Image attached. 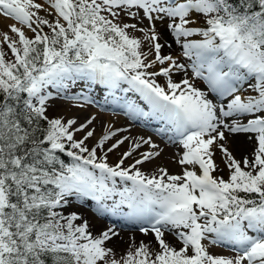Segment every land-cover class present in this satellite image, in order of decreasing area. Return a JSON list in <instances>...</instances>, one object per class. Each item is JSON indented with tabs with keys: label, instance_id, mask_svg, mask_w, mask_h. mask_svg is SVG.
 <instances>
[{
	"label": "snow or ice",
	"instance_id": "snow-or-ice-1",
	"mask_svg": "<svg viewBox=\"0 0 264 264\" xmlns=\"http://www.w3.org/2000/svg\"><path fill=\"white\" fill-rule=\"evenodd\" d=\"M0 13L33 33L16 24L14 36L0 32L11 53L0 47V264H264V0H0ZM157 21L188 63L162 54ZM77 81L124 93L125 115L157 122L154 135L180 149L181 172L142 170L164 152L152 135L116 139L127 129L108 125L89 147L94 116L78 127L50 117L49 89L78 101L67 92ZM234 134L252 144L240 160L226 146ZM217 150L227 179L214 175ZM73 197L113 214L126 205L122 214L148 225L140 231L156 247L140 242L117 256L107 246L117 233L94 235L69 211ZM206 241L227 242L235 254L210 253Z\"/></svg>",
	"mask_w": 264,
	"mask_h": 264
},
{
	"label": "rangeland",
	"instance_id": "rangeland-1",
	"mask_svg": "<svg viewBox=\"0 0 264 264\" xmlns=\"http://www.w3.org/2000/svg\"><path fill=\"white\" fill-rule=\"evenodd\" d=\"M40 1L41 0H39V1L36 0V2H38V3ZM40 14L45 15V13L42 10H41ZM0 16L4 17L8 21L12 20V18L5 17L2 13H0ZM51 18L52 17H49V19H51ZM124 19H125V22L139 23L138 21H136L130 17H125ZM12 22H13V20H12ZM15 23H16L17 27L23 28L26 35H28V36L33 35V33L29 29H27V27L20 25L17 21H15ZM147 24H148V21L144 20L141 24H139V26H144ZM155 30L158 33H160V36H161L160 42L162 44H164V47L162 48V54L163 55H169L170 54V55L178 58L181 63H188L189 62V61H187V58L182 57L180 46L174 42V39L170 36V34L167 37L165 36V34H164L165 24L164 23L157 21V23L155 25ZM44 31H46V29H44ZM0 32H5V31H0ZM130 32H131V30H130ZM11 34H9V35L10 36L15 35L13 33H11ZM131 34H133V35H135L138 38L143 40V34L142 33L132 32ZM0 39H2V37H0ZM1 47L4 48L5 52L8 51L6 45H1ZM149 47H150V45L148 44L147 41H144L142 43V51H148ZM149 58H151V57H149ZM156 67L158 68L159 65H157ZM187 74L189 77H191V70L190 69L188 70ZM183 77H184V73H174L172 78L176 81H179ZM157 79H158V82L161 83L162 85L165 83V80L163 77H159ZM196 83H197V86H199L202 90L207 91V85L204 84L203 81H197ZM92 85H95V84H93L91 82L85 83L84 81H77L76 84L72 85L67 90V92L69 94H74V93L81 94V93H83L85 96H87L89 98V100L93 99V101L90 100L91 101L90 103H85L84 99L81 100V98L78 101L65 99V98H63L64 94L60 93L58 95L57 90H56V93H53V96L50 100V104H49V107L47 110V114L50 117L60 116V117L75 119L77 121V124H76L77 127L79 126L80 123H84L87 119H89L91 117L89 116L88 113L83 112L85 109L83 110L82 107L75 105L73 102L81 103L82 105L88 106V108H86V110L98 108L99 110L96 111L98 114H101V113L102 114H109L111 117V121L108 122L107 124H104V121H103V123L100 122L95 117L94 122L89 126L88 130L94 131V136L92 138H89L86 141V144L89 147L94 145L96 140L103 134L104 127H106L108 125H111L113 129H127V131H122V132L117 133L116 139H118L122 136H130V137L141 136V135L145 136V137H147L149 135L154 136L153 135L154 131L148 129L146 127V126H148L147 124H144L145 126H143L141 123L131 121L128 118V116L125 115V111L121 110L122 108H120L118 106H112V101H111L110 105H108V106L105 105L107 108L104 105L99 104V101L97 99H99L100 101L105 100V97L101 93L96 97L97 99L94 100V98L89 95L90 91L87 88L88 86H92ZM96 87H100L101 89L105 90L104 89L105 87L103 85L96 84ZM85 96L82 95L81 97H85ZM209 96H210V98H214V94L209 93ZM93 103H95V104L97 103V105H99L100 107H98L97 105H96L97 107L93 106ZM65 106L69 108L70 116L67 114L64 115V113L62 112V109L65 108ZM118 117H121V119H118ZM153 126H155V125H153ZM142 129L144 131H147V132L145 134H140V131ZM101 131H103V132L101 133ZM129 131H131V132H129ZM74 135H75L76 139H80L83 137L84 132L75 133ZM226 135H228V133H226ZM156 138H157V136L153 137V139L159 144V142L157 141ZM111 142H114V140H112ZM111 142L108 143V146H110ZM165 143H166V140H165ZM159 145L161 147V144H159ZM127 146H128L127 142H125V144L118 151L110 153L108 155L109 162L110 163L116 162V160L118 159L120 154L124 150L127 149ZM168 146L174 147L170 144H168ZM226 146L228 147L229 151L233 154V156L238 160L242 159L245 155H249L252 151L251 142L243 134L230 135L229 140L226 143ZM174 148H176V150H178L177 152L180 151V149H177V147H174ZM146 149H147V146L145 145V146L141 147L140 151H144ZM177 152L168 153V152L164 151L162 156L158 160H156L152 163H147V164L141 166V168L145 172H151L157 167H165V168H167V170L170 173L178 174L181 172V168L173 160V156ZM214 159H215L216 164L222 170V172L214 173V175H223V177L225 179H227L228 178V169L225 167L222 154L218 150L214 152ZM128 163H131V160L126 161V165ZM71 199H72V203H71V206L69 208V211H76V212H78V214L83 216L84 219L89 221L91 231L93 232L94 235L99 234L100 232L105 231L109 228H112L117 233L116 236H114L110 241L107 242V246L113 248L117 256L122 255L123 252L128 249L129 245H133V244L138 245L140 242H144L146 244H149L150 246L156 247V243H155L153 234L151 232H149L148 234H144L140 231V227H142V226L147 227L148 225H146V224L141 225L140 223H138L132 219L126 220L125 223L119 222L118 219L113 220V219H111V216L109 215L112 212L106 211V210H98L97 202L92 200L90 197L84 198L83 200L76 199L75 197H73ZM106 203H108L110 205L111 201H107ZM127 212H128V208L126 205H124V206H121V211L117 212V213L122 214V213H127ZM165 239L168 240L170 243L177 244L175 237L171 233H166ZM205 243L208 245V249H209L210 253L218 254V255H234L235 254L234 250H233V246L232 245L231 246L226 245L225 243H227V242L218 243L216 245L210 244L207 241Z\"/></svg>",
	"mask_w": 264,
	"mask_h": 264
},
{
	"label": "bare ground",
	"instance_id": "bare-ground-1",
	"mask_svg": "<svg viewBox=\"0 0 264 264\" xmlns=\"http://www.w3.org/2000/svg\"><path fill=\"white\" fill-rule=\"evenodd\" d=\"M43 1L44 0H41L39 3H42ZM12 20H13V22H12ZM12 20L11 21H8L4 17L0 16V31H5L8 34H11V31H10V27L9 26L12 25V24H16L13 18H12ZM87 88L90 91V96H93L94 100L97 99L96 97L100 93L105 97V100L104 101L103 100L100 101L99 99H97L101 105H104L105 106V104H107V102L112 101V106H118V107H121L122 106L123 111H125L124 110V107H123V100L122 99H118V97L124 96L125 95L124 93H121V92L116 91L113 94V93H110L109 90L106 87L104 88L105 90L101 89L100 87H96V84L95 85H92V86H88ZM128 95H132V94H128ZM73 103L75 105L81 104V103H75V102H73ZM86 108H88V106L83 105L82 109L83 110L85 109L83 112L84 113H88L90 117H93L94 116L100 122L103 123V121H104V124H107L108 122L111 121V117H110L109 114H102V113L101 114H98L96 112L97 110H99L98 108H96V109L94 108V109H90V110H86ZM69 111H70L69 108L66 107V106H65V108L62 109V112L64 113V115L67 114V115L70 116ZM118 119H121V117H118ZM138 122H140V121H138ZM152 124L155 125V126H153ZM147 125H152V127H153L152 130H154V131H155V128L158 127V123L155 122V121L149 122V123H147ZM105 128L106 127H104V131H105ZM143 129L140 131V134H145L147 132V131H144ZM102 132L103 131H101V133ZM129 132H131V131H129ZM154 136H156V135H154ZM156 139L159 142V144H161V147L164 149L165 152L172 153V152H177L178 151V150H176V148L171 147V146H168V144H166L165 141H162L160 137L157 136Z\"/></svg>",
	"mask_w": 264,
	"mask_h": 264
},
{
	"label": "trees",
	"instance_id": "trees-1",
	"mask_svg": "<svg viewBox=\"0 0 264 264\" xmlns=\"http://www.w3.org/2000/svg\"><path fill=\"white\" fill-rule=\"evenodd\" d=\"M45 29H46V32H47L48 31L47 27H45ZM31 36H29V37H31ZM0 47H1V45H0ZM6 53L8 54V56L10 58L11 57L10 51L8 50V51H6ZM62 159H64L66 163H69L71 161V158H69L67 156H64V155H62Z\"/></svg>",
	"mask_w": 264,
	"mask_h": 264
}]
</instances>
